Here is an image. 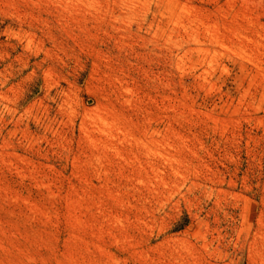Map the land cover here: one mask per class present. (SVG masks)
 Listing matches in <instances>:
<instances>
[{
  "label": "rangeland",
  "instance_id": "obj_1",
  "mask_svg": "<svg viewBox=\"0 0 264 264\" xmlns=\"http://www.w3.org/2000/svg\"><path fill=\"white\" fill-rule=\"evenodd\" d=\"M0 264H264V0H0Z\"/></svg>",
  "mask_w": 264,
  "mask_h": 264
}]
</instances>
